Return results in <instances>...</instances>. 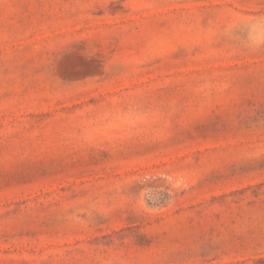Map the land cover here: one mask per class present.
Instances as JSON below:
<instances>
[{
	"label": "rangeland",
	"instance_id": "1",
	"mask_svg": "<svg viewBox=\"0 0 264 264\" xmlns=\"http://www.w3.org/2000/svg\"><path fill=\"white\" fill-rule=\"evenodd\" d=\"M0 264H264V0H0Z\"/></svg>",
	"mask_w": 264,
	"mask_h": 264
}]
</instances>
